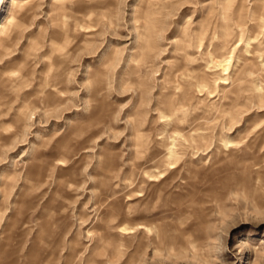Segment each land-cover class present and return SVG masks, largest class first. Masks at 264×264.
Wrapping results in <instances>:
<instances>
[{"label": "rangeland", "instance_id": "1", "mask_svg": "<svg viewBox=\"0 0 264 264\" xmlns=\"http://www.w3.org/2000/svg\"><path fill=\"white\" fill-rule=\"evenodd\" d=\"M23 1L0 264H264V0Z\"/></svg>", "mask_w": 264, "mask_h": 264}, {"label": "bare ground", "instance_id": "2", "mask_svg": "<svg viewBox=\"0 0 264 264\" xmlns=\"http://www.w3.org/2000/svg\"><path fill=\"white\" fill-rule=\"evenodd\" d=\"M34 1H36V0H25V1H23V4H25V3H29V2H34ZM19 5H18V3H14L13 2V4H12V7H11V9L13 8V9H15L16 7H18ZM230 60H229V58L227 57V58H224L222 61H221V65L223 66L224 64H226L227 62H229ZM226 62V63H225ZM229 67V65L227 64V65H224V70H227V68ZM173 89H178V86H173ZM123 230H128V228L127 227H123Z\"/></svg>", "mask_w": 264, "mask_h": 264}]
</instances>
